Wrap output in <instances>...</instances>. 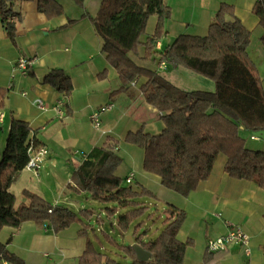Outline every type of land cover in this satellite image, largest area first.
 Returning a JSON list of instances; mask_svg holds the SVG:
<instances>
[{"label": "trees", "instance_id": "obj_1", "mask_svg": "<svg viewBox=\"0 0 264 264\" xmlns=\"http://www.w3.org/2000/svg\"><path fill=\"white\" fill-rule=\"evenodd\" d=\"M26 1L34 2L47 19L66 14L62 0H0L1 21L12 41L17 34L16 23L21 19L13 6ZM71 1L82 10L81 18H88L100 40V52L117 75L120 86L113 93L127 90L130 84L141 80L138 90L159 113L163 123L160 133L150 134L140 128L127 132L123 139L143 151L145 172L157 176L162 187L186 197L209 177L214 161L223 155L224 171L230 178L252 182L264 190V150L248 147L252 133L264 131L262 76L249 53L251 33L234 16L232 5L220 4L204 36L180 34L157 49L156 43L166 35L165 24L171 15L163 0H98L94 12L87 9V0ZM252 14L263 30L259 42L264 45V0L253 3ZM152 16L154 29L147 33ZM75 22L77 19L70 18L66 26ZM161 63L182 66L212 80L216 87L213 92L179 89L158 73ZM43 81L66 98L72 92L70 78L61 69L51 70ZM6 96L7 90L0 87V110ZM31 133L26 121L11 119L0 152V231L6 227L16 230L24 222H33L58 233L80 222L77 236L85 242L76 264H144L136 259L127 241L118 244L111 231L94 230L82 222V218H94L86 209L76 213L27 189L20 192L18 201L10 187L25 169L28 147L31 143L40 146ZM120 162L115 143L95 146L74 167L68 187L111 204L105 208V220L110 222L112 231L115 229L124 238L132 222L146 210L140 197L154 195L143 185H133L132 180L126 183L125 177H119L116 169ZM102 216H95L100 227L105 222ZM185 217L184 210L169 205L163 227L154 238L137 234L139 224L129 235L151 253L152 262L183 264L185 251L192 245L190 239L183 242L177 238ZM89 230L94 238L89 236ZM104 243L118 247L130 262L122 263L104 254ZM8 244L9 240L0 242V261L26 264L8 251ZM211 254L214 253L206 250L204 264Z\"/></svg>", "mask_w": 264, "mask_h": 264}, {"label": "crops", "instance_id": "obj_2", "mask_svg": "<svg viewBox=\"0 0 264 264\" xmlns=\"http://www.w3.org/2000/svg\"><path fill=\"white\" fill-rule=\"evenodd\" d=\"M163 1L170 7L171 15L166 21V35L160 40L161 45L171 42L180 34L204 36L220 4L232 5L234 16L251 33L249 53L264 77V45L259 42L263 30L252 14L256 0ZM97 2L88 1L87 9L94 12ZM13 8L21 16L16 23L17 34L13 41L6 36L0 17V87L7 90L4 107L0 110L4 115L0 136L6 140L12 118L26 121L32 138L38 145L48 149V156L37 174L24 169L12 183L11 192L14 194V186L19 183L20 192L27 189L46 199L38 191L42 182L47 181L50 185L48 178L52 171L55 177H67L66 187L60 188L58 197L55 194L57 189H52V204L64 202L71 206L69 201L75 191L68 184L74 167L91 148L113 142L117 145L120 158H128L130 162L125 178L132 175L131 182L159 190L167 196L168 205L184 210L186 217L177 238L183 242L190 239L192 245L185 251L183 264L190 261L204 264L207 241L225 234L226 222L240 226L249 235L251 253L247 256L238 246L230 245L224 251L211 254L207 264H264V190L252 182L230 178L224 171L223 155L214 161L209 177L188 196L183 197L162 187L157 176L142 169L143 151H138L135 148L137 146L123 140L129 131L142 128L144 132L158 134L163 129L159 113L144 101L138 90L141 80L130 84L127 90L113 93L120 86L119 80L100 52V40L88 18H81L82 10H66L65 16L47 19L31 1L15 3ZM70 18L77 19V22L66 26ZM151 20L153 25L149 33L154 29L155 17H150L148 24ZM19 56L34 61L27 76L16 74L12 77L13 66ZM53 69L63 70L70 78L72 92L67 98L43 81ZM158 73L184 91L213 92L216 87L212 80L182 66L167 64L166 70ZM36 99L42 101L45 110L38 107ZM58 102L63 103L62 115L53 109ZM106 104H112L113 107L102 114L100 129H95L89 116ZM260 147L264 149L263 140ZM164 190H169V193ZM47 233L44 227L24 222L16 230L3 228L0 242L9 240L7 249L26 264H51L52 260L45 261V253L38 254L35 250L40 243H49ZM113 233L119 236L116 230ZM74 236L75 233L70 234V237ZM22 237L25 250L19 252L15 245L18 238ZM79 241L69 246L66 253L61 255L63 257L59 263L68 260L76 263L85 242ZM105 245L101 249H105ZM0 264L9 263L0 261Z\"/></svg>", "mask_w": 264, "mask_h": 264}, {"label": "rangeland", "instance_id": "obj_3", "mask_svg": "<svg viewBox=\"0 0 264 264\" xmlns=\"http://www.w3.org/2000/svg\"><path fill=\"white\" fill-rule=\"evenodd\" d=\"M62 1H63V4L66 10H73V9L78 10V8H76V6L71 0H62ZM88 1L90 2V0ZM152 25H153V20L149 22L146 28L147 33L150 32ZM262 82H264V77H262ZM263 87H264V83H263ZM4 142H5V137L1 135L0 136V152L4 148V145H5ZM260 143H262V140L260 139H256L254 141H251L248 139V147L250 148L260 149L261 148ZM135 148L138 149V151H141L140 148L138 147H135ZM129 164L130 162L128 158L127 159L121 158V162L116 169V174L119 177L123 178L127 174ZM40 171L43 172L44 169H41ZM48 180L50 181L49 182L50 185H48L47 181L42 182V187L41 186H40L41 188L38 187L40 188L39 189L40 191L38 192H40V194H42L50 203H53L54 195L52 193V189L54 188L57 189L55 190V194L58 197V194L61 193L60 188L65 189L66 187L65 185L67 183V177L65 175H62V177H55L53 176L52 171H50V177L48 178ZM132 184L136 185L135 182H133ZM145 188H147L154 195V197L149 196V195H143L140 197L139 201L144 204V206L146 207V210L138 219L132 222L131 226L129 227V231H128L129 233L125 235L124 238H121L120 236H117L116 234H114L113 231L115 232V230L112 231V229L110 228V222L108 220H105L107 219L106 216L104 215L105 208L108 206L111 207V204H105V203L95 201L87 193H83V192L78 193V192H73L72 190L71 191L73 193L71 196V201H69L71 202L72 205L70 206L67 203H64V202L63 203L66 204L65 206L69 207L72 211L76 213H78L82 209H86L88 212H90L91 216H93L94 218L90 220L82 218V222L88 223L91 227L94 228V230L96 228L101 229V227L97 225V223L95 222V216L97 217L99 214H103L102 218L105 221L104 222L105 224L102 225L103 230H106L107 232L111 231L112 236L114 237L116 242H118V244H125L126 243L125 237L131 234L134 228L138 224H139V228L137 229L138 231L137 234L145 233V237L147 239H150V238H154L159 233V231L163 227V222L166 219V211L169 207L168 205L169 203H167V200H168L167 196L162 194L159 190H154V189L152 190L148 187H145ZM20 190H21V185L19 183H16L14 186V194L17 197L18 201L20 199V196H19ZM164 191L169 193V190H164ZM57 200H60V199H57ZM41 227L43 228L44 226H41ZM81 227L82 226L80 222H75L71 224L70 227L58 233H55L51 227H47L48 233L46 234V236L48 237L47 241H49V243H46V242L40 243L37 247H35V250L37 251L38 254L45 253L47 255V257H44L45 261L52 260L51 264H73L72 260L64 261L63 263H59V261L63 257L61 255L66 253V251L69 249V246L71 247V244L78 242L79 239H81L79 242L81 243L84 242V239L79 238L77 236V231ZM71 233H75V236L70 237ZM95 234L99 235L100 231H97V232L95 231ZM89 236L91 238H94V234L92 233L91 230H89ZM18 239L19 240H17V243L15 246L18 247L19 252H23V250H25L23 249V239L24 238L22 237ZM105 246H106L105 249H102L101 251L104 254H107V256L115 258L116 260L122 263L130 262L129 259L123 255V253L119 250L118 247L112 246L109 244H106ZM8 251L10 253H13L9 249ZM15 251H17V249ZM75 253H77V251ZM192 259L193 257L191 258V260ZM144 264H156V263L149 260V261H146ZM186 264H197V263L196 261H192V262L190 261Z\"/></svg>", "mask_w": 264, "mask_h": 264}, {"label": "built area", "instance_id": "obj_4", "mask_svg": "<svg viewBox=\"0 0 264 264\" xmlns=\"http://www.w3.org/2000/svg\"><path fill=\"white\" fill-rule=\"evenodd\" d=\"M15 18L12 17L11 20ZM161 46V42L158 41L156 43V48L159 49ZM34 59L28 58L25 56H19L13 66L12 77L16 74L20 76H27L28 70L33 64ZM165 63H161L159 66L160 70H166ZM11 87V86H10ZM8 87V88H10ZM25 94V93H24ZM35 103L42 110H45L44 105L40 99H36ZM62 102H58L54 106V111L58 115H62L63 112L61 110ZM113 107L112 104H106L94 110L89 116L90 122L95 129H100L101 120L100 117L103 113L111 110ZM3 113L0 112V124L3 122ZM251 139H256L253 135H251ZM28 162L25 166V169L32 171L33 173H38L42 163L46 160L48 156V149L44 146H35L33 143L28 147ZM132 179V175L126 178V182L129 183ZM227 232L221 236L216 238L209 239L206 243V250L210 253H216L224 251L230 245H236L242 249L243 253L247 256L251 253L250 247V237L249 235L242 230V228L238 225L226 222Z\"/></svg>", "mask_w": 264, "mask_h": 264}, {"label": "water", "instance_id": "obj_5", "mask_svg": "<svg viewBox=\"0 0 264 264\" xmlns=\"http://www.w3.org/2000/svg\"><path fill=\"white\" fill-rule=\"evenodd\" d=\"M252 135L256 138V139H260L264 141V131H258V132H254L252 133ZM128 245L131 246V248L133 249L136 259L139 262H146L151 258V253L147 250H145L144 248H142L139 244L134 242V239L132 238V236L128 235L125 237Z\"/></svg>", "mask_w": 264, "mask_h": 264}]
</instances>
